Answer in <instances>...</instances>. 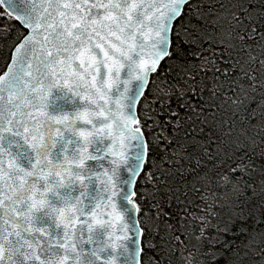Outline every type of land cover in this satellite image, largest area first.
<instances>
[{
    "label": "snow or ice",
    "instance_id": "obj_1",
    "mask_svg": "<svg viewBox=\"0 0 264 264\" xmlns=\"http://www.w3.org/2000/svg\"><path fill=\"white\" fill-rule=\"evenodd\" d=\"M0 5L8 8L0 19L22 29L0 68V264H171L170 246L148 255L160 228L148 187L156 182L153 157L174 143L153 138L158 118L179 120L174 98H187L183 106L199 118L207 109L197 110L196 97L206 92L233 115L255 118L259 109L264 122V59L250 50L264 55V0ZM8 32L0 26V42ZM225 135L231 139V129ZM241 135L246 142L225 148L211 174H197L181 215L202 245L233 253L235 264H264V219L262 230L241 231L240 247L212 239L246 209L264 216V179H254L264 177V123L259 143ZM182 235L172 238L183 244Z\"/></svg>",
    "mask_w": 264,
    "mask_h": 264
},
{
    "label": "trees",
    "instance_id": "obj_2",
    "mask_svg": "<svg viewBox=\"0 0 264 264\" xmlns=\"http://www.w3.org/2000/svg\"><path fill=\"white\" fill-rule=\"evenodd\" d=\"M2 9L7 11L4 8ZM193 23L195 24V21ZM211 23V19L207 20L206 26L210 28ZM6 27L9 30L8 39L0 42V68L3 67L4 61L9 55L11 44L22 34V29L14 21H8ZM250 50L252 55L264 59V55L261 54L258 47H251ZM176 63L181 66L177 79L178 83H182L179 80L184 72L182 61ZM196 63L198 61H191L193 65ZM200 79L211 84L215 77L211 75L204 77L202 74ZM257 96H259V93ZM196 100L199 101L194 105L197 110L200 108L207 109L201 112L199 118L191 109L183 106L188 103L187 98L182 101L174 98L172 100V111L179 114V120L177 121L171 117L164 120L158 118L160 127H156L153 133L154 139L162 136L174 143L167 149L165 145L161 144L157 149L158 154L153 157L156 167L152 170L156 174V182L154 186L150 185L148 187L150 191L155 193V198L151 203L159 205L158 208H153L152 212L160 214L159 219L156 221L160 228L158 234L151 238V243L157 245V250L155 253L149 252L148 255L159 257L161 252L170 246L176 250L174 255L166 257L167 260L171 261V264H184V257H187L189 252L193 253L191 257L192 264H235L233 253L216 245L209 249L207 245H202L197 241L192 235L191 228L184 223V217L181 213L188 200L194 199L190 189L196 182L197 174H211L214 165L225 158L223 154L225 148L230 153L237 143L243 145L248 137L242 136V131L250 132L259 143L260 135H257V133H260L261 125L264 122L260 120L259 109L256 111L255 118H252L247 112H239L233 115L229 106L217 108L216 104L221 103V101L210 99L206 92L198 95ZM156 110L159 111V109ZM229 129L232 132L231 139L225 135ZM258 153L259 149L254 159L259 167ZM209 157L215 159L210 160ZM254 179L259 183L260 179H264V177H261L257 172L254 174ZM185 192H188L187 199L184 195ZM248 211L254 213L255 219L247 218ZM166 213L170 215L165 219L164 214ZM230 219L231 223L228 224V228L231 231L219 237L214 233L212 239L216 240L218 238L221 243L240 247L241 241L245 239L240 235L241 231L244 229H248L250 232L262 230L259 221L264 219V216L261 215V210L256 207L246 209L245 217L242 219H237L235 216ZM169 224L172 225L171 229L167 227ZM173 231L176 234L184 233L181 236V240L184 241L183 244L173 240ZM185 236H187V239H185ZM256 239L259 240V237L257 236Z\"/></svg>",
    "mask_w": 264,
    "mask_h": 264
},
{
    "label": "rangeland",
    "instance_id": "obj_3",
    "mask_svg": "<svg viewBox=\"0 0 264 264\" xmlns=\"http://www.w3.org/2000/svg\"><path fill=\"white\" fill-rule=\"evenodd\" d=\"M2 8H3L2 5H0V11H3ZM8 21H10V19H8V20L0 19V26H6Z\"/></svg>",
    "mask_w": 264,
    "mask_h": 264
},
{
    "label": "water",
    "instance_id": "obj_4",
    "mask_svg": "<svg viewBox=\"0 0 264 264\" xmlns=\"http://www.w3.org/2000/svg\"><path fill=\"white\" fill-rule=\"evenodd\" d=\"M7 10H8V8H7V6L6 5H3Z\"/></svg>",
    "mask_w": 264,
    "mask_h": 264
}]
</instances>
